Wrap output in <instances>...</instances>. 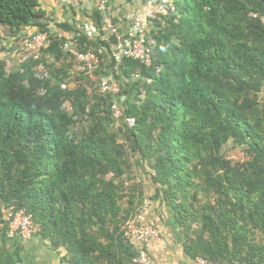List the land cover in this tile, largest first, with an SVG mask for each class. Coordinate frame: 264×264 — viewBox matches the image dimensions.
<instances>
[{
	"label": "trees",
	"instance_id": "obj_1",
	"mask_svg": "<svg viewBox=\"0 0 264 264\" xmlns=\"http://www.w3.org/2000/svg\"><path fill=\"white\" fill-rule=\"evenodd\" d=\"M164 1L170 10L155 6L147 18L156 45L146 67L116 64L95 7L79 8L85 22L60 23L41 0H0V40L51 34L38 62L9 72L0 59V235L18 239L2 217L14 207L67 264H133L125 224L144 200L157 201L193 259L264 264V0ZM120 19L113 23L121 31L128 17ZM66 42L94 49L100 68L79 69ZM111 75L118 95L89 92L91 78L98 87ZM228 149L244 162L227 159Z\"/></svg>",
	"mask_w": 264,
	"mask_h": 264
},
{
	"label": "built area",
	"instance_id": "obj_2",
	"mask_svg": "<svg viewBox=\"0 0 264 264\" xmlns=\"http://www.w3.org/2000/svg\"><path fill=\"white\" fill-rule=\"evenodd\" d=\"M92 7L99 9L103 14V22L101 24V41L110 44V52L112 59L116 64L122 63L124 59H133L141 62L148 67L152 63V53L156 42L147 37L146 27L149 24L147 18L151 16L150 12H136L133 18L130 17V29L118 31V27L114 26L112 7L114 6L110 0H87ZM84 9V7L82 6ZM254 18L257 16L253 15ZM264 26V17L261 18ZM59 38L64 36L62 31H57ZM116 35L117 41L111 40L112 35ZM51 34L48 32H39L31 35L22 36L17 41V50L15 57L21 59L22 62L40 61L43 51L49 46ZM63 52L69 54L70 58L75 59L79 69H84L88 74H94L101 64V59L94 49L81 51L74 43L66 42L63 45ZM38 76L43 77L45 70L39 66L37 68ZM138 74L134 75L137 77ZM120 81L108 76L99 79L98 93L103 96L118 95L121 92ZM65 88V86H63ZM113 116L116 119H121L122 110L120 103L114 101ZM130 125L134 124L133 120L128 121ZM150 204L147 200L136 209L135 213L127 220L123 237L125 240L133 243L136 254L133 258V264H151V258L147 250L148 244L152 240L160 237L159 230L152 225L148 220V211ZM3 219L7 224L9 236L18 237L22 241H29L35 236H38L41 228L29 215L23 210H16L12 207L3 210ZM202 264H206L205 261Z\"/></svg>",
	"mask_w": 264,
	"mask_h": 264
},
{
	"label": "crops",
	"instance_id": "obj_3",
	"mask_svg": "<svg viewBox=\"0 0 264 264\" xmlns=\"http://www.w3.org/2000/svg\"><path fill=\"white\" fill-rule=\"evenodd\" d=\"M41 1L48 17L52 16V18L57 19L60 23L65 21L72 22L73 19H85L80 15L77 7L74 6L79 4V0ZM110 1L115 6H119V13L116 14V18L120 19L121 16L130 17L131 12H134L132 1H130L132 4H129L126 0ZM82 2L84 3V8L92 7L91 3L86 5L87 0H83ZM75 12L78 13L76 17ZM120 21L123 20L120 19ZM51 27L54 28L53 25ZM35 32L33 30L30 34ZM2 47L9 59L16 60L15 52L17 50V41L15 39L12 43L10 41L7 44L3 43ZM153 194L154 190L150 183L146 184V198L148 199ZM149 203L150 209L148 211L147 221L157 227L160 232V237L152 240L147 246L151 264H202L204 261L193 259L187 253L186 234L180 225H178L177 221H175L176 219L173 218L172 214L167 211L166 207L160 205V202L157 201H150ZM16 239H6L3 235H0V260L2 262L6 264H67L63 260L64 251L53 249L49 243L44 242L40 237H34L29 241H21L19 238V240Z\"/></svg>",
	"mask_w": 264,
	"mask_h": 264
},
{
	"label": "rangeland",
	"instance_id": "obj_4",
	"mask_svg": "<svg viewBox=\"0 0 264 264\" xmlns=\"http://www.w3.org/2000/svg\"><path fill=\"white\" fill-rule=\"evenodd\" d=\"M152 1H154V0H148V2H152ZM133 2V11L134 12H131V14H130V17H131V19L133 18V15H134V13H136L135 11H137V10H139V9H144L145 8V0H133L132 1ZM132 2H131V4H132ZM129 4H130V2H129ZM80 4H77V5H74V6H76L77 7V9L79 10V8H81L80 6H79ZM84 6V5H83ZM113 9H112V14H114V16H116V14H118L119 13V11H118V9H119V6H113L112 7ZM82 9V8H81ZM49 17H51V16H49ZM86 21V19L84 20L83 19V22H85ZM122 22V21H121ZM120 21H119V23H118V25L120 26L121 25V27L123 26V23H121ZM127 27L126 28H129L130 27V23H129V21L127 22ZM54 27H56V25L54 24L53 25ZM120 28V27H119ZM126 28L124 29L123 28V30H121L122 32H124V30L126 31ZM55 28H53L52 29V31L54 30ZM118 31H120L119 29H117ZM55 32H57V31H55ZM8 41H10L11 43L13 42L12 40H3V39H1L0 40V59H3V60H5V61H7L6 63H7V65H8V71L10 72V71H13V70H15L16 68H18L19 67V65H20V63L19 62H22L21 61V59H18V58H16L15 57V59L16 60H13V59H9L8 58V56H7V54L5 53V50H4V48L2 47L3 46V43H8ZM75 71V73H76V70H74ZM78 72V71H77ZM94 81V82H92V80ZM90 79V88H89V92L90 91H93V92H95L94 90H96L97 89V85H96V83L97 82H95V80H96V77L94 76L93 78H91ZM73 80L74 81H70L69 82V84L71 85V86H73V87H75V78H73ZM78 85V84H77ZM115 122L117 123V126L120 124V123H118V122H120V119H116L115 120ZM225 157L227 158V159H229V160H231V161H233L234 163H242V162H244V160H245V157H244V155H243V153L240 151V150H235V149H228V150H226V152H225ZM201 199H202V197H201V195L199 196ZM203 201H205V199H203Z\"/></svg>",
	"mask_w": 264,
	"mask_h": 264
},
{
	"label": "clouds",
	"instance_id": "obj_5",
	"mask_svg": "<svg viewBox=\"0 0 264 264\" xmlns=\"http://www.w3.org/2000/svg\"><path fill=\"white\" fill-rule=\"evenodd\" d=\"M128 3H129V1H133V0H126ZM161 6V7H163L164 9H165V11H169L170 9H169V7L167 6V1H164L163 3H160V2H158V0H154V1H152L151 3L150 2H148V0H145V8H144V11L143 12H150V14H151V10H153V8L155 7V6ZM115 6V5H114ZM135 12H138V10L137 11H135ZM255 16H257V15H255ZM116 16H114V18H115ZM128 17V16H127ZM130 17H128V21H129V23H130Z\"/></svg>",
	"mask_w": 264,
	"mask_h": 264
}]
</instances>
